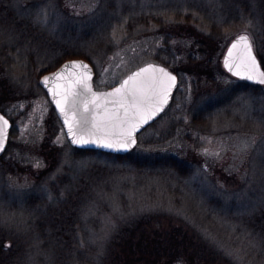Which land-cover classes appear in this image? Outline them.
<instances>
[{
  "label": "rangeland",
  "instance_id": "374dc122",
  "mask_svg": "<svg viewBox=\"0 0 264 264\" xmlns=\"http://www.w3.org/2000/svg\"><path fill=\"white\" fill-rule=\"evenodd\" d=\"M207 1L214 14L225 13L229 28L211 50L201 53L196 36L189 33L176 30L166 45L156 25L141 36L130 29L136 18L184 0H121L135 8L119 11L107 29L101 20L115 16L108 13L112 0H0V8L7 3L33 20L32 32L24 22L16 34L0 23V111L13 123L0 156V247L20 249L0 264H79L83 253L65 255L56 234L41 227L45 213L79 198V205L86 202L85 213L70 232L74 234L61 236H71L73 245L88 253L100 249L119 223L150 214L163 217L165 227L201 233L225 254L228 264H264L263 247L242 226L264 207V85L238 79L223 66L228 45L240 33H247L263 51V19L253 9L237 17L232 11L236 7L226 0ZM208 14H199V26L209 22ZM199 26L194 33L204 32ZM67 52L90 56L96 89L114 86L152 61L179 72L177 99L139 135L132 152L134 160L150 167L70 145L39 84L45 74L40 73ZM32 54L35 60L43 56L37 68ZM168 157L177 158L186 170L165 167ZM160 159L163 162L156 164ZM102 177L100 199H73L85 182ZM66 209L67 220L71 212Z\"/></svg>",
  "mask_w": 264,
  "mask_h": 264
},
{
  "label": "trees",
  "instance_id": "16d2710c",
  "mask_svg": "<svg viewBox=\"0 0 264 264\" xmlns=\"http://www.w3.org/2000/svg\"><path fill=\"white\" fill-rule=\"evenodd\" d=\"M12 1L13 0H11L10 4ZM226 1L236 7L233 8L232 11L237 17L240 16V13H249L252 9L261 13V19H263V39L261 41V48L263 51L258 49L257 46L255 47V50L264 68V0ZM108 7V13L114 14L115 16L102 18L101 24L105 25V27L109 21L113 23L116 21V14L119 11H123L126 7L129 9L135 8L130 2L122 4L121 0H112ZM170 8L169 11L167 8L162 7V10L155 15L144 14L143 16L136 18L133 20L134 22L132 25H130V29L132 31L138 30L137 34L141 36L144 35V33L146 34V31L151 25H156L157 28L165 34L167 39L166 45L171 41L176 30H179L183 35L189 33L196 36L197 47L199 48L198 52L204 53L205 51H208V49L211 50L214 44L217 43V37L221 36L224 31L229 28L226 26L229 25V21L225 19V13L214 14L212 4L208 3L207 0H184L182 4L178 6L173 5ZM15 11L14 9H10L7 3H5L4 7L0 8V23L8 25L5 26L6 29L11 30L13 34H16L15 30L19 29L18 31L21 32L25 22L27 26L26 31L32 32L33 20L31 18H26L25 15L23 16L20 11ZM201 13H210V15L208 14L209 22L205 25H200L203 26L201 29L204 32L198 34L193 31L199 26L197 22L201 19L199 15ZM106 19H108V21L105 22L104 20ZM169 51L171 52V50ZM73 55H77V58H84L86 60L90 57L84 53L73 54L67 52L55 59V65L53 67L42 71L40 74L49 72L51 69L61 65L68 59H73ZM31 56L32 64L37 68L38 62L43 56L40 54L38 56L39 60H35L33 54ZM160 61L163 60L160 59ZM89 152L97 153L98 151ZM132 152L123 156L107 153L103 154L113 157L117 162H130L138 167H150L149 164L141 163L142 161L139 159L134 160L132 158ZM162 162V159H160L156 161V164ZM163 163L165 167L186 170L184 169L185 165L174 157L165 158V162ZM103 182V177L102 180H93V183L92 181L91 183L85 182L86 186L78 188V190L74 192L72 195L74 197L73 199H75V197L78 199L80 196L84 197V199L87 197V200H92V198H96V200L97 198L100 199L99 194L104 191V186H102V184L104 185ZM98 190H101V192ZM79 201H81L80 198L75 202H67L66 206L68 207V211L71 212L69 214L85 213L86 209L84 210L83 207L86 202L79 205ZM72 203H74L75 208H72L70 205ZM66 206H62L61 208H58V210H50L48 213H66ZM71 209H73V212ZM48 213H45L47 216H44L41 221V227L44 229L49 228ZM162 221L163 217L158 215L144 214L140 219L128 221L126 223L123 222L121 224L119 223L116 227V233L112 234L107 241H102L100 249L92 250L89 253L85 249H81L80 246L76 247L73 245L71 242V236L55 235L53 237L58 239L61 250L65 252V255L66 253L70 255L76 250L83 253L85 256V258H83L84 261L78 259L77 262L79 264H228V262H230L225 254L219 251V248L217 249L214 247V245H212L201 233L196 235L184 227H179L177 225L165 227L164 222ZM242 226L244 232L252 234V237H254L264 249V207L260 211L255 212L252 217L246 219L242 223ZM14 255L15 252L9 247H0V263L8 257H11L12 260ZM263 255L264 253H261V259L264 258H262ZM69 260L71 259L69 258L67 261Z\"/></svg>",
  "mask_w": 264,
  "mask_h": 264
},
{
  "label": "water",
  "instance_id": "95a60500",
  "mask_svg": "<svg viewBox=\"0 0 264 264\" xmlns=\"http://www.w3.org/2000/svg\"><path fill=\"white\" fill-rule=\"evenodd\" d=\"M242 35H246L252 45V53L256 58L259 65V71L264 72L260 60L256 54L253 41L247 33H240L234 37L231 43L228 45L226 52L223 57V66L226 71L238 79L246 80L252 84L264 85L260 83L258 79L248 80L233 74V71H229L228 67L225 65V61L228 60L229 63L237 62L236 58L240 52L239 49H234L233 55L229 57V50L232 48V44L235 43L238 38ZM72 64H83L87 66L88 74H85L83 68L77 67L75 70L71 67L65 72V66ZM164 69L167 73L175 77V83L170 87L166 103L162 102V97L160 95V88L154 86V81L158 82L163 78L158 71H152V69ZM143 69H149L147 72H141ZM57 73L62 75L54 80H50L48 84L43 81L45 77H54ZM136 73H141L140 76H135ZM90 75V79L88 78ZM133 81H129L124 92L119 95L109 96L107 94L113 93L116 88H119L124 81L129 80V77H134ZM95 69L92 64L84 58H73L66 60L55 70L43 74L39 80V84L47 92L52 104L55 107L56 114L64 127L66 137L70 145L79 150H90V151H100L103 153L113 154V155H127L138 145L139 134L151 123L156 121L160 115L165 111L168 104L171 101L172 93L178 86V76L170 71L164 65L151 62L140 66L131 73H129L123 80H121L116 85L108 89H96L94 85ZM81 81L76 83V81ZM86 81L90 91H87L83 87V83ZM142 88L144 95L147 99L139 108L133 106L131 93L133 89ZM51 89H55L60 95L53 97ZM139 96L140 93L137 92ZM66 96V99H65ZM126 97L124 100L125 107L127 108V116H125V107H121L117 101ZM60 99L62 101L65 112L62 113L56 106V100ZM85 106H87V111H85ZM0 128H3L2 136V147H0V156L4 154L9 136L10 130L12 128V122L10 119L0 112ZM68 120V124L65 120ZM7 121V125L3 124V121ZM72 125L73 131L76 133V139H85L90 141L87 144L73 143V137L68 133V126ZM131 131L132 138L135 140V144H132L127 149L118 148H107L102 146L107 140H113L120 138L122 135L127 134Z\"/></svg>",
  "mask_w": 264,
  "mask_h": 264
},
{
  "label": "snow or ice",
  "instance_id": "6c2138e0",
  "mask_svg": "<svg viewBox=\"0 0 264 264\" xmlns=\"http://www.w3.org/2000/svg\"><path fill=\"white\" fill-rule=\"evenodd\" d=\"M234 49H239L240 52L236 58L237 62L234 63H229L228 60L225 61L226 67H228L229 71H233L235 68V71H233L234 75L241 76L242 78L248 79V80H253V79H258L260 83H264V72L259 71V65L256 61L255 56L252 53V45L249 40V38L246 35H242L238 38V40L232 44V48L229 50V57L231 58L233 55ZM71 67L74 70L79 67L83 68L85 74H88V69L86 65L83 64H72V65H67L65 66V72L67 69ZM149 69H143L141 72H147ZM152 71H158L163 78H166L167 83H165V79H161L158 82L154 81V86H158L160 88V95L162 97V102L166 103L167 101V96L170 87L175 83V77L167 73L164 69H152ZM61 73H57L56 76L54 77H45L44 83L48 84L50 80L57 79L61 76ZM141 73H136L135 76H140ZM134 77H129V80L124 81V83L119 87L116 88L113 93H109L107 95L109 96H115L119 95L122 92L125 91L126 86L129 84V81H133L135 79ZM88 78L90 79V75H88ZM81 81H76V83H80ZM83 87L85 90L90 91V88L88 87L86 81L83 83ZM53 97L55 98L56 96L60 95L55 89H51ZM137 92L140 93V95H137ZM66 99V96H65ZM126 97L122 98L120 101H117V103L120 104L121 107H125L124 100ZM131 99H132V104L133 106L139 108L141 104L144 103V101L147 99V97L144 95L143 89L142 88H136L133 89L131 93ZM56 106L57 108L60 109L62 113L65 112V109L63 107L62 101L60 99L56 100ZM87 106H85V111H87ZM125 116H127V108L125 107ZM2 119V118H0ZM65 123L68 124V120H65ZM3 124L6 126L7 121H3ZM68 133L72 135L73 140L72 142L75 143H80V144H87L90 142H96V141H90V140H85V139H76V133L73 131L72 125L69 124L68 126ZM2 136H3V128H0V147H2ZM132 144H135V140L132 138V133L131 131H128L127 134L122 135L120 138L116 139L115 141L113 140H107L105 143H103L102 146L107 147V148H118V149H127L130 147Z\"/></svg>",
  "mask_w": 264,
  "mask_h": 264
},
{
  "label": "flooded vegetation",
  "instance_id": "af4514ba",
  "mask_svg": "<svg viewBox=\"0 0 264 264\" xmlns=\"http://www.w3.org/2000/svg\"><path fill=\"white\" fill-rule=\"evenodd\" d=\"M154 62V61H152ZM157 63H160L162 65H164L165 67H167L170 71H172L173 73H175L177 76H178V86L177 88L173 91L172 93V97H171V101L170 103L168 104L167 108L165 109V111L160 115V117L154 121L153 123H151L149 126H147L142 132H144L145 130L149 129L150 127L154 126L164 115L165 113L169 110V108H171V106L174 104L175 102V99L177 94H178V89L180 88V74L178 71H175L173 70L169 65L165 64V63H162V62H157ZM132 72V71H131ZM130 72V73H131ZM129 74V73H128ZM103 89H106V88H103ZM46 92V91H45ZM47 93V92H46ZM48 95V94H47ZM49 97V96H48ZM55 108V107H54ZM56 112V110H55ZM57 115V114H56ZM58 117V116H57ZM59 119V118H58ZM60 121V120H59ZM13 124V123H12ZM62 125V124H61ZM13 126V125H12ZM63 127V126H62ZM64 129V128H63ZM12 130V128H11ZM11 130H10V136H11ZM141 132V133H142ZM140 133V134H141ZM49 135V133L47 132L46 133V136ZM66 135V134H65ZM10 139V137H9ZM8 143H9V140H8ZM78 150V149H76ZM80 151V150H78ZM66 215L67 213H64V214H56V213H49V228H48V232H52L56 235H71V234H74V233H70V232H73V231H76V227L78 226V223H77V219L78 217L80 216V214H70V218H68L67 220L65 219L66 218ZM54 226H60L63 228H60L59 230L60 231H57V229H55ZM7 247V246H6ZM13 251L17 254L20 249L16 250V248L13 247Z\"/></svg>",
  "mask_w": 264,
  "mask_h": 264
}]
</instances>
